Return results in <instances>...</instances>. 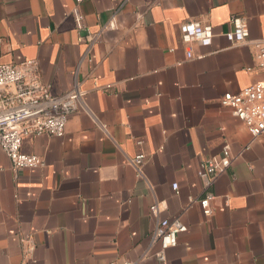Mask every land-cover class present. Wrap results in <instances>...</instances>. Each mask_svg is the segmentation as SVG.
<instances>
[{
    "label": "crops",
    "instance_id": "1",
    "mask_svg": "<svg viewBox=\"0 0 264 264\" xmlns=\"http://www.w3.org/2000/svg\"><path fill=\"white\" fill-rule=\"evenodd\" d=\"M234 17L248 36L231 45ZM189 22L215 34L191 59ZM257 46L264 0H0V64L35 61L52 95L84 93L62 138L23 141L42 167L14 171L0 153V264H160L150 240L163 219L187 227L166 264H264V136L221 104L264 84ZM225 144L232 162L205 188L200 165ZM207 193L211 217L189 203Z\"/></svg>",
    "mask_w": 264,
    "mask_h": 264
},
{
    "label": "built area",
    "instance_id": "2",
    "mask_svg": "<svg viewBox=\"0 0 264 264\" xmlns=\"http://www.w3.org/2000/svg\"><path fill=\"white\" fill-rule=\"evenodd\" d=\"M82 0H76L81 3ZM76 28L90 36V45L97 40L89 28L82 24V16L74 9ZM231 28L224 34L231 45L244 42L248 29L244 18H232ZM180 41L187 47L186 58L193 57L194 45L209 47L215 36L210 24L189 22L179 26ZM258 67L264 70V47L257 46ZM84 93L73 90L63 96H54L47 85L40 81L38 66L35 61L27 60L18 65L0 64V153L7 156L14 171L24 168H36L44 165L43 160L22 151L26 138L50 136L62 138L65 134L69 116L78 109ZM222 106L228 107L234 117L244 124L249 134L257 138L264 136V84H252L236 94L226 93L221 99ZM105 129V128H104ZM141 142L138 141L137 144ZM145 155L137 154L131 163L138 168ZM232 154L225 144L218 155L203 161L198 170V177L205 188H209L217 176L225 172L232 162ZM172 188L177 192L176 184ZM214 195L207 193L203 198H189V203H198L205 217L212 216L210 202ZM151 216L158 214L157 206L149 208ZM187 227L180 220H160L150 240V247H159L155 257L160 264H166L165 252L177 245V237L186 232ZM108 264H135L124 261Z\"/></svg>",
    "mask_w": 264,
    "mask_h": 264
}]
</instances>
